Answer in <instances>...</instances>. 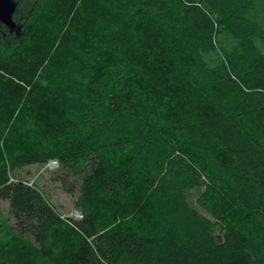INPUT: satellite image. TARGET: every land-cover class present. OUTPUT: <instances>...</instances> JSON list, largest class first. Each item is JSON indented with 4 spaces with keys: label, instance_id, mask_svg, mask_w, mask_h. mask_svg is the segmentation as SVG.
Returning a JSON list of instances; mask_svg holds the SVG:
<instances>
[{
    "label": "trees",
    "instance_id": "trees-1",
    "mask_svg": "<svg viewBox=\"0 0 264 264\" xmlns=\"http://www.w3.org/2000/svg\"><path fill=\"white\" fill-rule=\"evenodd\" d=\"M17 3L0 200L45 264H264V0ZM50 161L80 219L12 177Z\"/></svg>",
    "mask_w": 264,
    "mask_h": 264
},
{
    "label": "rangeland",
    "instance_id": "rangeland-1",
    "mask_svg": "<svg viewBox=\"0 0 264 264\" xmlns=\"http://www.w3.org/2000/svg\"><path fill=\"white\" fill-rule=\"evenodd\" d=\"M12 177L23 179L39 188L57 212L64 218L77 217L75 202L79 196L80 181L66 174L55 161L54 165H32L16 170ZM198 190H192L175 200L177 212H183L194 201ZM199 212V210H198ZM201 214V212H199ZM0 256L9 264H45L37 253L32 237L16 228V223L8 204L0 200Z\"/></svg>",
    "mask_w": 264,
    "mask_h": 264
},
{
    "label": "water",
    "instance_id": "water-1",
    "mask_svg": "<svg viewBox=\"0 0 264 264\" xmlns=\"http://www.w3.org/2000/svg\"><path fill=\"white\" fill-rule=\"evenodd\" d=\"M18 0H0V39L5 44L10 43L12 37L17 39L24 32V25L28 18V13L21 9L15 15ZM1 26L6 30L1 29Z\"/></svg>",
    "mask_w": 264,
    "mask_h": 264
},
{
    "label": "built area",
    "instance_id": "built-area-1",
    "mask_svg": "<svg viewBox=\"0 0 264 264\" xmlns=\"http://www.w3.org/2000/svg\"><path fill=\"white\" fill-rule=\"evenodd\" d=\"M54 164H55V161H50V162L48 163L49 166H50V165H54ZM30 185H31V184H30ZM76 215H77L78 218H81V214H80L79 212H77Z\"/></svg>",
    "mask_w": 264,
    "mask_h": 264
}]
</instances>
